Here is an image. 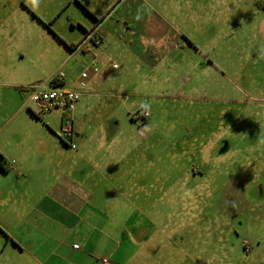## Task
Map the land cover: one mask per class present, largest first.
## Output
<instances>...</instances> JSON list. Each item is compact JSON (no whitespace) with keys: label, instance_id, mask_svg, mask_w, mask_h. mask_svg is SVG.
<instances>
[{"label":"rangeland","instance_id":"obj_1","mask_svg":"<svg viewBox=\"0 0 264 264\" xmlns=\"http://www.w3.org/2000/svg\"><path fill=\"white\" fill-rule=\"evenodd\" d=\"M262 3L0 0V74L20 91L55 73L68 89L89 74L94 95L73 112L74 144L87 132L95 148L104 133L109 160L130 158L141 264H264ZM98 24L102 46L71 54ZM144 106L146 124L132 123ZM61 116L28 123L31 149L36 137L65 147ZM5 243L0 231V264Z\"/></svg>","mask_w":264,"mask_h":264},{"label":"crops","instance_id":"obj_2","mask_svg":"<svg viewBox=\"0 0 264 264\" xmlns=\"http://www.w3.org/2000/svg\"><path fill=\"white\" fill-rule=\"evenodd\" d=\"M262 7L264 11V3ZM99 26L87 31L71 54L82 47L99 49L104 43ZM93 36L101 39L100 46L94 45ZM0 75L8 77L0 81V164L7 163L5 171L0 169V231L6 235L8 264H100L103 257L116 264H141L135 249L136 208L126 194L137 184L130 167H124L130 158L122 154L118 163L109 160L103 147L108 135L100 133L94 148L87 129L77 132L76 149L64 142L65 147L56 142L53 149L46 148L37 137L31 149L25 127L42 126L38 113L27 89L19 90L25 86L14 82V75ZM58 79L65 87L66 76ZM84 90L82 95L92 99L93 90ZM144 110L151 116L148 106ZM147 119L133 116L132 123L146 124ZM130 154L135 155L134 149Z\"/></svg>","mask_w":264,"mask_h":264},{"label":"built area","instance_id":"obj_3","mask_svg":"<svg viewBox=\"0 0 264 264\" xmlns=\"http://www.w3.org/2000/svg\"><path fill=\"white\" fill-rule=\"evenodd\" d=\"M93 43L96 46H100L102 41L99 37H92ZM96 60V59H95ZM99 62L96 60L93 63L95 71L98 69ZM58 78H63L64 75L60 74ZM88 73L82 72L80 74L77 84L72 88H64V86H53L51 83L48 84H35L27 88L29 92V103L35 104L38 109V117L45 121L46 116L53 110H61V140L67 143L70 148L76 149L77 146L74 144V120L73 112L76 105L81 100L83 90L87 87ZM150 113L147 110L142 111L139 117L147 119ZM100 264H116L109 258L103 257L100 260Z\"/></svg>","mask_w":264,"mask_h":264},{"label":"trees","instance_id":"obj_4","mask_svg":"<svg viewBox=\"0 0 264 264\" xmlns=\"http://www.w3.org/2000/svg\"><path fill=\"white\" fill-rule=\"evenodd\" d=\"M86 34H88V32L86 31ZM74 48H76V47H73L72 46V50L74 49ZM59 81H60V79H58L57 77H54L52 80H51V84L53 85V86H60V84L61 85H64L65 84V82H63V80H61L60 81V83H59ZM38 119H39V117L38 116H36ZM7 163H6V161L5 160H3V162L0 164V169L1 170H3V171H5L6 169V165Z\"/></svg>","mask_w":264,"mask_h":264}]
</instances>
